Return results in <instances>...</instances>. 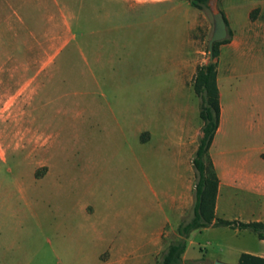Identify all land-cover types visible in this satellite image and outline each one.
Listing matches in <instances>:
<instances>
[{"label": "rangeland", "instance_id": "1", "mask_svg": "<svg viewBox=\"0 0 264 264\" xmlns=\"http://www.w3.org/2000/svg\"><path fill=\"white\" fill-rule=\"evenodd\" d=\"M214 2L229 42L209 62ZM139 3L165 4L130 14L109 0H0V264H104L122 236L158 228L178 176L193 201V82L208 63L222 109L217 177L264 172V0ZM187 129L186 172L173 143ZM246 188H222L217 218L264 222V198ZM176 229L165 227L151 264ZM242 253L264 257V241L210 227L189 234L182 259L236 264Z\"/></svg>", "mask_w": 264, "mask_h": 264}, {"label": "trees", "instance_id": "2", "mask_svg": "<svg viewBox=\"0 0 264 264\" xmlns=\"http://www.w3.org/2000/svg\"><path fill=\"white\" fill-rule=\"evenodd\" d=\"M189 3L193 8L203 10L207 8L208 0H189ZM228 42L229 39L214 43L213 56H217L220 45ZM193 90L197 98L200 99L199 118L202 121V127L198 147L192 159V166L196 173L192 215L187 221L178 225L176 232L179 239L169 244L163 252L159 264H183L182 256L186 251V239L189 234L210 227H226L237 231L248 230L254 233L258 240L264 241L263 222L244 223L215 217L219 179L210 159L209 150L219 127L221 106L217 74L213 63H208L197 69ZM236 264H264V257L242 253Z\"/></svg>", "mask_w": 264, "mask_h": 264}, {"label": "crops", "instance_id": "3", "mask_svg": "<svg viewBox=\"0 0 264 264\" xmlns=\"http://www.w3.org/2000/svg\"><path fill=\"white\" fill-rule=\"evenodd\" d=\"M110 2L120 5L124 10L123 12L137 13L140 12L144 7L149 5L165 4V3H139V0H109ZM220 96V94H219ZM222 115V109H221ZM221 125V116L218 130L213 139V146L216 137L218 136L219 128ZM190 128V127H189ZM188 128V129H189ZM188 129L178 137L177 141L173 143L177 146V152L173 155L174 163L180 167L181 165L186 168L187 164V135ZM164 146L169 149L170 140L164 142ZM169 145V146H168ZM264 153L260 154L261 160L264 162ZM7 159L0 161L1 164H5ZM187 172V168L185 169ZM182 179V185L179 190H176L173 194L169 192L163 193L167 204V208L161 207L164 215V219L160 222L158 228L152 230L150 234H139L136 231L130 233L129 236L120 238V242L117 246L113 247L109 252V259L104 264H151L155 256V249L158 242L163 234L165 227H178L180 220L185 216L186 212L193 206L192 198L189 197L188 191V177L183 179V176H178ZM219 186L218 194L215 202V217L217 218V212L219 209V196L220 191L224 187L232 188V185L239 184L240 187L247 186L246 191L257 196L264 198V172H245L242 170L228 171L226 175H218ZM260 222V221H259ZM264 223V222H263Z\"/></svg>", "mask_w": 264, "mask_h": 264}, {"label": "water", "instance_id": "4", "mask_svg": "<svg viewBox=\"0 0 264 264\" xmlns=\"http://www.w3.org/2000/svg\"><path fill=\"white\" fill-rule=\"evenodd\" d=\"M211 16L213 20V33L208 44L209 62L213 60L214 43L222 42L227 38V25L223 13L217 8L216 2L211 7ZM214 264H226L216 261Z\"/></svg>", "mask_w": 264, "mask_h": 264}, {"label": "bare ground", "instance_id": "5", "mask_svg": "<svg viewBox=\"0 0 264 264\" xmlns=\"http://www.w3.org/2000/svg\"><path fill=\"white\" fill-rule=\"evenodd\" d=\"M221 131V130H220Z\"/></svg>", "mask_w": 264, "mask_h": 264}]
</instances>
